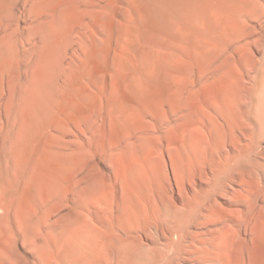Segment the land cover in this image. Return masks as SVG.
Masks as SVG:
<instances>
[{
    "label": "bare ground",
    "instance_id": "1",
    "mask_svg": "<svg viewBox=\"0 0 264 264\" xmlns=\"http://www.w3.org/2000/svg\"><path fill=\"white\" fill-rule=\"evenodd\" d=\"M18 2L0 0V264H22L12 253L20 240L37 249L25 264H140L142 259H148L146 254L151 248L140 242L136 233L151 235L150 230L156 225L151 220L156 218L166 228L168 249L162 258L153 248L151 264H227L231 259L240 264L243 246L248 243L258 264H264V205L258 201L264 195V165L252 156L258 147L260 127L251 119L249 109V132L244 129L238 116L242 83L238 73L230 70L231 63L241 70L253 65L254 88H264V57L251 62L246 54L256 40L254 29L262 18L264 0H210L204 12L198 9L196 18L202 15L199 23L210 26L215 38H205L207 41L192 55L181 49V62L177 61L182 77L165 80L166 91L156 103L132 112L126 111L121 102L117 105L104 101L108 91L131 88L130 82L98 79L88 71L90 65H113L109 54H102L90 34H97L105 12L113 14L114 0L108 6L98 0L43 1L39 28L49 46L59 32L66 37L74 24L81 23L85 30L73 32L81 39L88 38L91 54L82 64L72 58L68 71L61 72L58 67L51 74L46 69L43 76L31 79L30 92L19 64L25 56L13 54L17 30L12 21ZM201 24L198 27L202 30ZM261 40L264 42V35ZM230 50L237 55H225ZM60 54L58 48L56 58H61ZM48 56L52 62V54ZM204 67L211 69L212 94L195 88L196 78L191 87L186 85V76L194 73L192 68L200 77L205 73L200 72ZM192 75L195 77V73ZM26 104L30 111L22 118L21 108ZM177 114L180 119L171 120ZM149 116L153 117L155 128L164 127V131L146 138L150 148H136L131 158L123 155L125 163L119 166L121 169L109 171L108 182L97 161L80 166L81 156L68 136L79 138L80 134L91 132V144L82 142L85 147H92L99 132L105 133L107 118L115 130L116 124L124 123L127 117L140 120ZM240 134L248 135L251 142L244 145ZM229 147L236 152H227ZM244 169L255 172L263 186L253 195L249 179L239 178L245 183L243 194L247 189L253 196H248L247 206L239 209L240 216L234 214L231 218L236 219H229L228 212L223 213L212 204H221L219 198L228 195L227 182H237L236 174ZM202 171L207 186L195 185L197 191L191 193L192 197L188 195L191 199L182 198L176 206L171 205L165 192L172 183L170 174L182 179L181 175L197 176ZM164 177L169 178V186ZM235 191L232 204L241 201L238 195L242 191ZM156 195L162 207L157 214L149 208ZM232 204L230 210L234 211ZM227 218L235 225L233 229L226 228ZM207 224L215 227L192 230L193 226ZM244 234H248L247 239ZM188 235L193 241L198 240L197 250L189 253L184 242ZM212 242L215 248L211 247ZM217 249L220 253L215 252Z\"/></svg>",
    "mask_w": 264,
    "mask_h": 264
},
{
    "label": "rangeland",
    "instance_id": "2",
    "mask_svg": "<svg viewBox=\"0 0 264 264\" xmlns=\"http://www.w3.org/2000/svg\"><path fill=\"white\" fill-rule=\"evenodd\" d=\"M18 1L19 5L16 6L17 9L14 8L15 11H17L16 18L14 19L16 22H14V20L12 21L13 27L17 30V42L13 54H22L25 56L23 60L19 61V64L23 75L22 77H25L22 78V80L25 79L28 92H30L31 85H33V80L31 79L38 77L39 75L41 76L46 69H48L51 74H55L58 67L61 68V72L68 71L71 66L70 60L72 58H76L78 64H82L83 61L90 59L91 49L88 46V38L81 39V37L73 32V29H77L78 32L85 30V27L81 23L74 24L66 37L62 32H59L58 36H55L54 40L52 39L51 45L49 46L46 39H44L43 31L39 28L42 22L41 11L44 0ZM98 1L100 4L108 6L110 3L109 1L112 0ZM209 1L210 0H114L111 7L113 14L110 15L108 12H105L101 25L97 27V34H90L101 49L102 54H109V61H112L113 65L111 67H107L104 64H101L100 67L90 65L88 71L91 74L97 75V78L102 80H110L113 78L125 80L130 82L129 86L132 87H124L119 90L116 89L112 93L108 91L104 101L106 103H117V105L121 102L123 103L125 110L128 112L135 111L142 106L156 103L159 100L160 95L166 91V81L176 78L177 81L182 77L178 69L179 61L181 62L179 59V55L182 52L181 49H183V51L186 50L184 51L186 55H192L193 52L198 51V46H202V43H205L209 38H215H213L214 30L210 26L204 25V23L202 26V24L199 23L203 20L202 15L201 17L199 16V18H196V16L198 17L196 11L202 8L200 11L204 12L203 10L208 8L206 6L209 5ZM197 19H200V21L198 20L197 22ZM196 22L197 24L199 23V25L201 24L204 30H201V27L199 29V25L197 26ZM256 22L257 26H255L254 29V31L257 32L256 35L254 34L256 40H252L253 42L246 49V54L251 59V62L264 57V42L261 40L262 35H264L263 9L261 20ZM111 28L113 29L112 31ZM256 28L258 30H256ZM60 29L61 26L57 28V31ZM205 38L207 40L204 41ZM58 48H60L61 58H56L55 55ZM49 53L52 54L53 63L49 59ZM225 55L233 58V56L237 54L230 50L226 51ZM177 59L179 61H177ZM262 61H264V59H262ZM206 69L208 68L204 67L200 72L203 73L202 71L205 70V73L200 77H197V70L192 68L195 77L192 75L194 73L186 76L188 78L186 85L191 87L192 79L196 78L197 82L195 88H198L199 90L202 89L205 94H212L214 90L213 77H211V69H208V71ZM230 70L235 74L238 73L237 75L240 76V81L242 83L239 96L240 110H238V116L244 124V129L247 133L249 132L250 124L248 118H246L249 109L252 110L250 114L251 119L260 127L259 130L261 133L259 131L258 147L252 153V156L264 165V88L262 86L263 89H261V91H259L261 86L257 89L254 88L255 86L253 82L255 76L253 65H246L241 70L234 63H231ZM221 72L222 71H220V73ZM7 78L8 77L5 75L4 80H7ZM3 95H7L6 89L3 91ZM18 100L23 102L22 97H18ZM28 111H30V107L26 104L21 108L22 118L26 116ZM170 118L171 120H179L180 114L172 115ZM98 123L100 122L98 121ZM154 125L155 123L152 116L146 118L142 117L140 120L138 117L132 119L127 117L124 123L118 122L116 124V129L114 130L109 118H107L105 122L106 131L105 133H102V131L99 132L98 141L95 142V146L92 145V147H85L82 142L84 141L87 145L91 144L90 140L93 135L91 132L80 134L79 138L73 136L71 133L72 135L68 136V138L71 137V139L74 140L73 145L74 147H77V152L79 156H81V161L79 160L81 162L80 166H87L91 161H97L103 167V170L106 173V181L108 182L109 171L121 169L120 167L125 163L123 155L131 158L136 154V148H139L141 151L143 148H150V140H147L150 135L158 136V134H161L165 129L164 127L155 128ZM240 136L244 145L251 142L248 135L240 134ZM147 142H149V146ZM225 150L230 153L236 152L235 149H230V147ZM160 156L161 155H158V157ZM172 174L173 173H171L169 177L171 180L170 183L172 182L171 186H169V182H167L169 181V178L167 179L164 177L166 178V180H164V182L166 181L165 184L169 186L168 190V187L166 186L167 191L165 192H168L166 194L169 195L168 201L171 202V205L176 206L183 200L182 198L187 199L188 197V199H191V193L197 191L196 186H207L206 182L208 180H206L207 177L205 171L200 172L197 176L181 175V177H184H182V179L179 177V183L178 177H174L173 175L175 174ZM236 175H238V178L236 179L237 182L232 181V185V182H227L226 189L228 190L227 194L229 196L220 197L221 204L218 203L219 201L214 202L213 204L211 203L217 208H220L223 213L228 212L226 217H230L229 219H232L233 217L231 218V216H234V214L240 216L239 209H243L247 206L248 202L246 199L249 198L248 196H253L255 192H258L259 188L263 186L262 184L260 185V179L255 172L251 173L244 169L243 172H239ZM174 178L176 181H174ZM239 178H243L244 180L245 178L249 179L248 181L251 184V193H253V195L249 193L247 189L243 194L242 190L245 188V183L243 184V179L240 180ZM234 191L236 193L242 191L241 194L238 195L241 196V201L238 203L233 201V203H235L232 204V201L230 200L233 199L231 197L234 196L232 195ZM188 195H191V197ZM164 196L166 197L165 194ZM152 197L154 198V196ZM158 197L159 196L156 195V198L151 199V201L154 202L150 201L149 203L152 204L149 208L151 207L156 214L162 209L161 204H158L160 202ZM258 201L260 204L264 205V195L259 197ZM231 204L234 211L230 210ZM226 206H229V208ZM158 208H160V211ZM61 211L63 212V210ZM61 211L54 214L53 218L57 217L59 213H62ZM251 214L253 215L254 213ZM156 219L151 220V223H154L153 225L156 223L155 228L151 225L153 227V229L150 230L153 231L151 235H146L142 232H140V234L139 231L136 233L138 234L137 238H139L140 242L145 243L151 248L149 249L150 252L148 251L149 254H146L148 259L146 258L145 261L142 259L140 264H151L150 255L153 253L151 251L153 248H156L154 249L155 252L158 255L160 254L159 256L162 258L165 256L168 249V243L166 245L165 240L166 228L162 223H158V220ZM229 219L227 220L228 222L226 221L227 223L225 222V226L227 229H233V226L235 227V225H231L232 222ZM245 222L246 221H244V223ZM253 222V220L250 221V223ZM156 227L159 229L157 230ZM198 227L193 226L192 230L202 231L203 229L206 231L209 228L215 227V225L207 224L206 226ZM244 236H246L245 239L248 238V234H244ZM184 242L188 246V253L191 250H197L198 240L196 238L193 241L191 236L188 235ZM218 246H220L219 244L217 245V248L220 249ZM211 247L215 248L214 242H212ZM218 249L215 252L220 253ZM14 251H12V253H16L15 255L19 258L22 264L31 260V257L33 258L37 253V249L32 244L24 241L22 242V240L19 241L16 248L14 247ZM229 251L234 253V250L230 249ZM253 251L250 243L247 245L244 244L241 255L243 261L241 262L242 264H258V259ZM226 260L228 259L226 258ZM231 260L230 262L227 261V264H234L233 259ZM189 263L190 262H188V264Z\"/></svg>",
    "mask_w": 264,
    "mask_h": 264
}]
</instances>
